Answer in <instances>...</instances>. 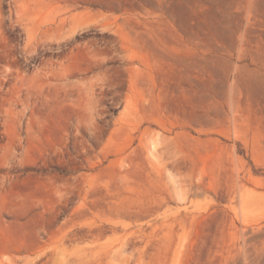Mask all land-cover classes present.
Instances as JSON below:
<instances>
[{
	"label": "rangeland",
	"instance_id": "374dc122",
	"mask_svg": "<svg viewBox=\"0 0 264 264\" xmlns=\"http://www.w3.org/2000/svg\"><path fill=\"white\" fill-rule=\"evenodd\" d=\"M0 264H264V0H0Z\"/></svg>",
	"mask_w": 264,
	"mask_h": 264
},
{
	"label": "bare ground",
	"instance_id": "6f19581e",
	"mask_svg": "<svg viewBox=\"0 0 264 264\" xmlns=\"http://www.w3.org/2000/svg\"><path fill=\"white\" fill-rule=\"evenodd\" d=\"M258 194V193H257ZM189 223V222H188ZM262 226H255L249 228L245 221L238 219L232 222H226L223 225V237L225 240L233 241H243L247 242L248 239L252 238L250 236L251 232H255L256 229H260Z\"/></svg>",
	"mask_w": 264,
	"mask_h": 264
}]
</instances>
